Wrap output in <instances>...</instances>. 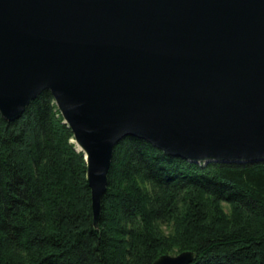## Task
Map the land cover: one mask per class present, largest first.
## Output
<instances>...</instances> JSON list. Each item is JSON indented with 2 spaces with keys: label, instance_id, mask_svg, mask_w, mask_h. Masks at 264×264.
<instances>
[{
  "label": "water",
  "instance_id": "water-1",
  "mask_svg": "<svg viewBox=\"0 0 264 264\" xmlns=\"http://www.w3.org/2000/svg\"><path fill=\"white\" fill-rule=\"evenodd\" d=\"M44 91L85 155L96 225L127 137L197 164L263 162L264 0H0L1 116Z\"/></svg>",
  "mask_w": 264,
  "mask_h": 264
},
{
  "label": "trees",
  "instance_id": "trees-1",
  "mask_svg": "<svg viewBox=\"0 0 264 264\" xmlns=\"http://www.w3.org/2000/svg\"><path fill=\"white\" fill-rule=\"evenodd\" d=\"M49 91L0 114V264H264V161L192 163L127 137L98 225L88 167ZM167 228L169 231H166Z\"/></svg>",
  "mask_w": 264,
  "mask_h": 264
},
{
  "label": "rangeland",
  "instance_id": "rangeland-1",
  "mask_svg": "<svg viewBox=\"0 0 264 264\" xmlns=\"http://www.w3.org/2000/svg\"><path fill=\"white\" fill-rule=\"evenodd\" d=\"M72 143H74L75 145H76V140L74 139V140H72L71 141ZM77 146V145H76ZM77 151H78V147H77ZM86 160V159H85ZM166 231H169L167 228H164ZM176 256V255H175Z\"/></svg>",
  "mask_w": 264,
  "mask_h": 264
},
{
  "label": "bare ground",
  "instance_id": "bare-ground-1",
  "mask_svg": "<svg viewBox=\"0 0 264 264\" xmlns=\"http://www.w3.org/2000/svg\"><path fill=\"white\" fill-rule=\"evenodd\" d=\"M78 148H80L79 146H77ZM87 155V154H86Z\"/></svg>",
  "mask_w": 264,
  "mask_h": 264
}]
</instances>
